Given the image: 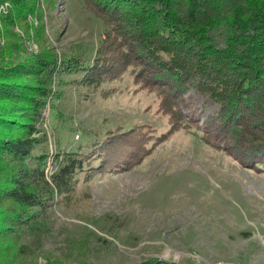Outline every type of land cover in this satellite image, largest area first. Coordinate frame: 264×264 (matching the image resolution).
<instances>
[{
    "label": "rangeland",
    "instance_id": "rangeland-1",
    "mask_svg": "<svg viewBox=\"0 0 264 264\" xmlns=\"http://www.w3.org/2000/svg\"><path fill=\"white\" fill-rule=\"evenodd\" d=\"M106 30L82 0H0V133L35 140L29 157L45 158L49 185L28 182V190L51 196L43 209L15 203V180L33 163L0 145V264H264V171L244 168L185 129L166 137L167 116L130 68L98 88L80 85V72H60L31 136L4 109L22 105L10 83H39L28 64L35 57L90 67ZM134 129L150 147L135 165L91 171L93 161L75 174L72 193L50 184L79 143Z\"/></svg>",
    "mask_w": 264,
    "mask_h": 264
},
{
    "label": "trees",
    "instance_id": "trees-1",
    "mask_svg": "<svg viewBox=\"0 0 264 264\" xmlns=\"http://www.w3.org/2000/svg\"><path fill=\"white\" fill-rule=\"evenodd\" d=\"M82 2L107 26L106 44L90 67L83 62L74 66L69 59L57 67L54 58L39 62L35 57L28 63L34 69L28 72L41 74L39 83H10L22 92V105L16 102L4 109L20 118L27 136L37 132L52 92L50 84L60 72H80V85L98 88L130 68L134 83L153 93L159 110L167 116L166 137L185 129L212 150L233 156L244 168L264 171V0ZM5 81L9 82L7 77ZM136 133L137 129L109 131L90 145L79 143L50 176V184L59 192L72 193L77 185L75 174L84 165L88 169L95 161L92 168L89 165L91 171L96 167L120 171L135 165L150 151L146 143L140 145L144 137ZM0 145L28 160L36 142L0 133ZM140 149L143 154L138 157ZM30 161L33 170L30 174L22 170L10 198L19 205L43 209L51 196L30 192L28 182L36 187L43 184L48 190L45 158L34 155ZM136 264L177 263L154 258Z\"/></svg>",
    "mask_w": 264,
    "mask_h": 264
}]
</instances>
